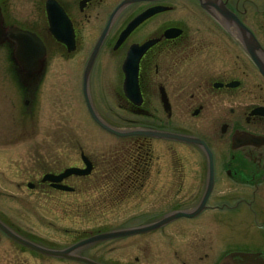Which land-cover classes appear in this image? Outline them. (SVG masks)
I'll use <instances>...</instances> for the list:
<instances>
[{"label":"flooded vegetation","instance_id":"flooded-vegetation-1","mask_svg":"<svg viewBox=\"0 0 264 264\" xmlns=\"http://www.w3.org/2000/svg\"><path fill=\"white\" fill-rule=\"evenodd\" d=\"M8 1L0 0L3 28L36 33L47 53L42 70L28 77L15 58V43L9 39L0 43V119L30 121L31 125L16 128L28 136L36 133L38 118H50L55 111H63L68 122L90 118L96 123L98 153H87L86 139H79L89 132L87 126L62 127V143L7 141L11 137L0 126V199H13L16 214L23 208L30 215L37 204L28 198L56 193L65 197L67 206L72 199H85L81 205L87 208L86 198L96 196L102 198V207L104 202L111 205L114 230L166 220L152 230L129 235L126 260L132 264H264V251L257 248L260 239L246 232L248 218L258 227L264 224L262 0H32L29 23L8 13ZM48 2L52 17L59 15L57 8L66 16L59 32L68 44L55 37L58 31L49 18ZM153 9L117 45L127 26ZM146 43L152 44L139 61L141 99L136 103L125 92L123 65L133 46ZM111 59L118 65L120 86L115 89L110 79L111 88L101 97L93 82L98 80L99 61L109 66ZM54 63L65 66L64 95L39 97L50 80L47 67ZM7 81H12L11 93L20 97L7 96ZM91 106L106 126L93 117ZM55 130L48 126L43 133L50 137ZM154 131L201 142L145 134ZM247 134L260 139L245 142ZM87 163L88 174H71L59 182L44 180L67 168L86 169ZM1 200L0 210L6 212L7 204ZM16 214L6 215L8 223L0 213V222L43 247L14 226ZM7 238L15 250L54 257L24 245L1 227L0 251Z\"/></svg>","mask_w":264,"mask_h":264},{"label":"rangeland","instance_id":"rangeland-1","mask_svg":"<svg viewBox=\"0 0 264 264\" xmlns=\"http://www.w3.org/2000/svg\"><path fill=\"white\" fill-rule=\"evenodd\" d=\"M262 3L264 5V0H262ZM33 7L32 0H9L6 4V8L10 15H13L15 19H18L20 22L24 21L28 23L31 21V17L33 16ZM115 62L116 60L111 59L109 66H107V64H104L103 66L99 61L101 69H99V72L96 74V79L98 80L97 82H93V90L95 93H99L101 97H104L109 88H111L110 79L113 82V87L115 89L120 86V72L118 65L116 68ZM64 67V65L59 66L55 63L54 66L47 67V77H50V80L48 83H45L46 85L44 90L41 89L39 97H62L64 95L63 93L65 87L64 84H62L65 77ZM106 79L107 82L105 81ZM10 86H12V81H7L5 88L7 96L20 97L19 94L15 95L11 93ZM0 93H2V90ZM54 108L55 107H53V109ZM56 109L57 108H55L54 111ZM19 119L20 118L15 116H5L0 119V126H3V129H6L11 137V139L8 137L6 139L7 141H49L50 143H62L65 138V134L61 133L63 129L62 127L66 125H83L89 127V132L82 135L79 138L80 141H85L86 139L87 153L90 155L98 153V149H96L98 134L94 127L96 126V123L90 118H73V121L68 122L63 111H55L51 113L50 118H38L37 123H35L38 127L36 133H31L28 136L20 134L18 132L21 131L20 128H18V130L16 128L18 126L31 125V122H25L22 121V119ZM48 126L56 127L57 130H55V132L58 131L59 133L57 132L53 135L51 132L50 137L47 136V138L43 133V130ZM13 128L14 130H12ZM16 132H18V134H16ZM5 183L8 187H13L11 182L5 181ZM28 199H31L32 202H36L37 204V208H33V214L29 212L30 215H28V212L23 208L18 209L16 214L14 206H17V204L13 201V199L5 197L4 201L7 204V211L4 212L3 210L2 212V210H0V213L8 223L10 219L6 215H9V212L15 213L18 219V222L15 224L19 225L14 224V226L22 231L28 239L41 243L45 248L62 250V248H68L67 246L73 242H77L83 238H88L97 233L113 231L115 228L112 225L114 218L110 212L111 205L104 202L106 205L102 207V205L99 204V201H103L102 198L88 196L86 198L88 205L87 208H84L83 204L81 205L82 201L85 199H81L79 197L72 199L68 202L70 203V206H67V203H65V197H60L56 193H52L51 196L47 197ZM4 201L1 200V203ZM11 205L13 211L10 209ZM84 209H86V211H84ZM249 219L250 218L246 220L248 221V225L246 227L247 235L258 237L260 239V243L257 248L264 251V241H261L262 238L264 239V224L261 225V227H258L257 223ZM147 236H150V234L134 235L133 237L142 238ZM128 237L129 236H124L119 239L112 238L100 240L95 243L93 242L89 245L82 246L77 250V253L90 257L96 261H100L104 264H132L127 261V256L129 255L127 246L128 241H130V238ZM12 242L13 241L8 238L4 241L0 251V264H15L12 260L16 261V264H81L78 261L75 262L59 259L64 257L35 255V253L30 250L28 251V249L25 248H23V250H15ZM117 250L123 255L122 258H120V252Z\"/></svg>","mask_w":264,"mask_h":264},{"label":"water","instance_id":"water-1","mask_svg":"<svg viewBox=\"0 0 264 264\" xmlns=\"http://www.w3.org/2000/svg\"><path fill=\"white\" fill-rule=\"evenodd\" d=\"M47 8H48V14L49 18H51V4L50 2L47 3ZM57 13L60 15L52 17L53 20L51 22H54L56 26V30L58 32H54L55 37L57 40L60 42L68 44L67 37L62 35L61 29H60V24L62 21V18L66 19L65 14L61 9H56ZM156 9H153L151 11L144 12L142 15L138 16L135 18L128 26L127 28L122 32L119 41L117 43L120 44L124 40V38L145 18H147L149 15H151ZM60 31V32H59ZM6 39L11 40L12 42L15 43V58L17 61L22 65L24 72L28 77H31L37 72H40L43 68V62L44 58L46 56V47L41 38L28 30L21 29L19 27H11L8 29L3 28L2 26V13H1V7H0V43L4 42ZM103 36L99 39L94 51L91 54V57L89 59V63L87 66V71L89 68L92 66L95 56L98 52V49L100 48L102 41H103ZM152 43H146L142 46H133L130 51L128 52L127 58L124 62L123 69L125 71L126 77H125V82H124V88L125 92L129 98L134 100L136 103L140 102L141 97L140 96V88H139V82H138V72H139V61L142 57V55L145 53L147 48L151 45ZM261 65V64H259ZM90 103V102H89ZM91 105V104H90ZM92 115L93 117L102 125L103 122L98 118L96 113L94 112L92 106ZM106 126V125H105ZM120 135L123 134H131V133H122V132H117ZM145 134H149L152 136H159V137H166V138H172V139H178V140H183V141H188V142H201L199 139L192 138L189 136L181 135V134H176V133H169V132H145ZM260 139L259 136H254L247 134L245 138V142H254L256 140ZM88 168L86 169H78L75 167H71L66 169L62 174L55 176V175H46L44 177V180L49 179L52 181H61L63 178L67 177L70 174H88L90 172V164H88ZM62 189H70V187H67L65 185H58ZM166 220L159 222L157 224L144 227V228H138V229H123V230H116V231H109V232H104V233H99L96 235H92L88 238H85L74 245L62 249V250H53V249H48L44 248L41 246H38L34 243H31L25 239L20 238L19 236L15 235L13 232H11L6 226H4L0 222V227L7 232L10 236L15 238L16 240L20 241L21 243L41 252L47 255H52V256H57V257H64L67 259H76L80 260L83 262H86L88 264H103L96 262L92 259L86 258V257H81L75 254V252L81 248L82 246L91 244L93 242H97L100 240H107V239H112L115 237H120V236H127L130 234H135V233H140V232H146L149 230H152L159 226L160 224L164 223Z\"/></svg>","mask_w":264,"mask_h":264},{"label":"bare ground","instance_id":"bare-ground-1","mask_svg":"<svg viewBox=\"0 0 264 264\" xmlns=\"http://www.w3.org/2000/svg\"><path fill=\"white\" fill-rule=\"evenodd\" d=\"M263 63H264V55H263Z\"/></svg>","mask_w":264,"mask_h":264}]
</instances>
